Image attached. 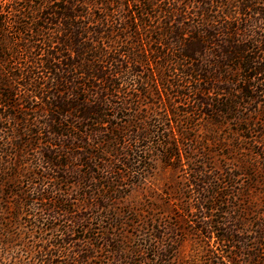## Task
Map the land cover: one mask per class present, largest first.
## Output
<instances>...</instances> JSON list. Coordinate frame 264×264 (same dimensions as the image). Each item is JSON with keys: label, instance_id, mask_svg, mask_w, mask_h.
Returning a JSON list of instances; mask_svg holds the SVG:
<instances>
[{"label": "trees", "instance_id": "1", "mask_svg": "<svg viewBox=\"0 0 264 264\" xmlns=\"http://www.w3.org/2000/svg\"><path fill=\"white\" fill-rule=\"evenodd\" d=\"M158 163L173 214L129 200ZM188 238L264 264V0H0V264H187Z\"/></svg>", "mask_w": 264, "mask_h": 264}, {"label": "rangeland", "instance_id": "2", "mask_svg": "<svg viewBox=\"0 0 264 264\" xmlns=\"http://www.w3.org/2000/svg\"><path fill=\"white\" fill-rule=\"evenodd\" d=\"M235 138V135H230L229 140H235ZM221 154V152H219V154L216 153V156L214 157L215 166H230V163L228 161L222 160ZM183 176V174L174 172L173 170L165 168L158 163L152 176H150L145 181V184L141 188L133 191L130 194L129 200L132 201L133 205H141L144 202H149L157 209H159V206L162 204L163 206H166V208L171 209L173 214L174 210H177L176 206L177 203L181 200V197L171 195L173 199L169 198L168 195H165L164 191L168 193L165 190L166 187H173L174 183L180 182L184 179ZM186 218L187 220H190L189 215ZM207 248L208 246L206 244H198L195 240H191L188 238L184 240L180 245V257L183 260H186L187 264H202L201 259Z\"/></svg>", "mask_w": 264, "mask_h": 264}]
</instances>
